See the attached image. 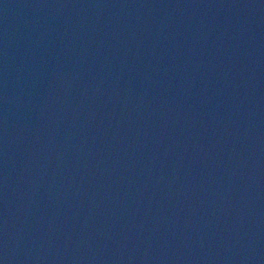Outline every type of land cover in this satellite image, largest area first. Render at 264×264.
Instances as JSON below:
<instances>
[{
  "label": "water",
  "instance_id": "obj_1",
  "mask_svg": "<svg viewBox=\"0 0 264 264\" xmlns=\"http://www.w3.org/2000/svg\"><path fill=\"white\" fill-rule=\"evenodd\" d=\"M0 264H264V0H0Z\"/></svg>",
  "mask_w": 264,
  "mask_h": 264
}]
</instances>
